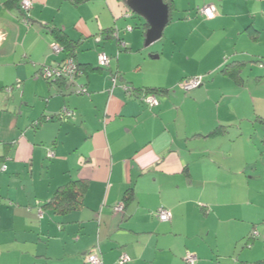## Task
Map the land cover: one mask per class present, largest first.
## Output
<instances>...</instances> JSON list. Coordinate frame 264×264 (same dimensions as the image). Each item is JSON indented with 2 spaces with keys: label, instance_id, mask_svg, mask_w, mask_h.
<instances>
[{
  "label": "crops",
  "instance_id": "0c3cea01",
  "mask_svg": "<svg viewBox=\"0 0 264 264\" xmlns=\"http://www.w3.org/2000/svg\"><path fill=\"white\" fill-rule=\"evenodd\" d=\"M170 1L146 46V21L134 25L123 0H33L27 14L0 0V264L264 260L259 238L248 244L264 223V0ZM66 47L79 77L46 81ZM147 90L161 91L153 109ZM65 107L75 118L61 122ZM71 182L82 203L58 214L51 201Z\"/></svg>",
  "mask_w": 264,
  "mask_h": 264
},
{
  "label": "built area",
  "instance_id": "2783aa9c",
  "mask_svg": "<svg viewBox=\"0 0 264 264\" xmlns=\"http://www.w3.org/2000/svg\"><path fill=\"white\" fill-rule=\"evenodd\" d=\"M33 8V0H22L21 2V9L24 12H29ZM215 6L209 5L205 6L200 10V13L204 15L207 19L211 20L215 17ZM133 28L129 27L128 31H132ZM54 53L60 54L63 51L61 47L58 45H55L53 48ZM99 67L101 68H107L110 65V57L103 53L99 56L98 59ZM80 68L78 67L77 63L72 58H65L62 64L56 66V67H44L42 70V76L46 80H57V79H68L69 82L73 83L76 81V79L80 75ZM113 85L116 86L118 83L117 77L112 78ZM204 85V78L203 76H197L192 79L184 80L181 84V88L186 92L189 93L191 91H194ZM125 89L128 93H131V89L129 87L125 86ZM81 91H85L80 87L78 89V94ZM142 103L148 107L149 109H153L156 106L159 105V96L155 92H149L145 91L144 94L141 97ZM74 112L68 111L67 109H64L62 115H60L59 119L62 121H66L68 119L74 118ZM49 158L54 157L53 152H49L48 155ZM7 169L6 166H3V170L5 171ZM117 211H123L124 207L122 205L118 206L116 208ZM158 217L162 222H169L172 218V213L170 210L165 208H160L158 210ZM257 234V233H255ZM86 261L89 264H104L102 257L98 253H90L85 256ZM130 257L127 254H122L119 259V264H128L130 262ZM197 257L194 255H188L187 257V263L188 264H196Z\"/></svg>",
  "mask_w": 264,
  "mask_h": 264
},
{
  "label": "trees",
  "instance_id": "16d2710c",
  "mask_svg": "<svg viewBox=\"0 0 264 264\" xmlns=\"http://www.w3.org/2000/svg\"><path fill=\"white\" fill-rule=\"evenodd\" d=\"M7 2V4H10V3H19L20 2V10L22 11L21 9V2L22 0H5ZM76 4H83V3H86L90 0H74ZM125 3H127V0H123ZM166 4L169 5L170 7V12H172L173 10V6H172V2L170 0H165ZM24 12V11H22ZM24 13H28V12H24ZM26 22H27V19H26ZM144 27H145V31L146 29L148 30L149 26L148 24L145 22L144 24ZM65 50L68 52V55L66 58H72L73 59V55L70 53V51H68V47L65 48ZM259 62H262L261 63V66L264 67L263 65V61L260 60ZM48 82H53V83H61V84H64V85H72L71 82L68 81V79H57V80H46ZM149 92H155L157 95H159L161 93V91H155V90H147ZM64 109H67L68 111H72L71 109H69L68 107H65L62 109V111H60L58 114L55 115V117L57 119H59L60 115H62ZM74 112V111H72ZM75 118V116H74ZM73 119V118H72ZM50 120H53L50 118ZM49 120V121H50ZM69 120L71 119H68L66 121H62L59 119V121L61 122H68ZM38 124V123H36ZM2 171L3 170V166H2ZM6 171V170H5ZM78 182H71L70 184H68L67 186L59 189V191L57 192V194L55 195L54 199L51 201V204L54 206V209L55 211L58 213V214H67V213H70L74 210H76L79 205H81L82 203V200H81V191H80V188L78 187ZM132 195L131 192H128V196ZM264 224V223H263ZM255 229V230H254ZM257 233V234H255ZM261 236H263L260 231H259V226H255L251 232V234L249 235L248 237V244L251 243L252 241H255L257 240L258 238H260ZM256 264H264V260H261V261H258Z\"/></svg>",
  "mask_w": 264,
  "mask_h": 264
},
{
  "label": "water",
  "instance_id": "95a60500",
  "mask_svg": "<svg viewBox=\"0 0 264 264\" xmlns=\"http://www.w3.org/2000/svg\"><path fill=\"white\" fill-rule=\"evenodd\" d=\"M127 6L149 26L146 32V46L162 39L170 23V7L165 0H127Z\"/></svg>",
  "mask_w": 264,
  "mask_h": 264
},
{
  "label": "rangeland",
  "instance_id": "374dc122",
  "mask_svg": "<svg viewBox=\"0 0 264 264\" xmlns=\"http://www.w3.org/2000/svg\"><path fill=\"white\" fill-rule=\"evenodd\" d=\"M134 22H135L134 25H136V24L140 25L141 23L144 22V20L135 14ZM0 34H3V32H1V30H0ZM258 226H259V231L263 236H261V238H259V240L256 243H259V245L261 247L260 252L264 255V224L262 223L261 225H258Z\"/></svg>",
  "mask_w": 264,
  "mask_h": 264
}]
</instances>
